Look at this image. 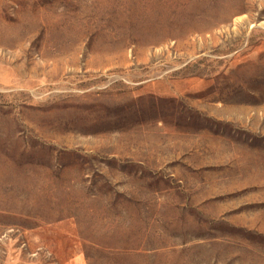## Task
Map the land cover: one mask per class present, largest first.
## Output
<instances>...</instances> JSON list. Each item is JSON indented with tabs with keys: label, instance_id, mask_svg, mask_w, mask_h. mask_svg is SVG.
<instances>
[{
	"label": "rangeland",
	"instance_id": "374dc122",
	"mask_svg": "<svg viewBox=\"0 0 264 264\" xmlns=\"http://www.w3.org/2000/svg\"><path fill=\"white\" fill-rule=\"evenodd\" d=\"M0 264H264V0H0Z\"/></svg>",
	"mask_w": 264,
	"mask_h": 264
}]
</instances>
